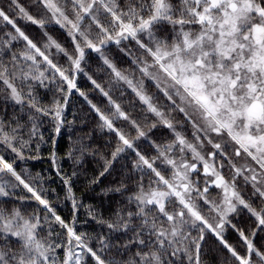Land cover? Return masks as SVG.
I'll return each mask as SVG.
<instances>
[{"label": "snow or ice", "instance_id": "snow-or-ice-1", "mask_svg": "<svg viewBox=\"0 0 264 264\" xmlns=\"http://www.w3.org/2000/svg\"><path fill=\"white\" fill-rule=\"evenodd\" d=\"M31 2L35 13L20 0H8V10L0 6V24L13 30L4 34L7 39L0 37V55L13 42H23V50L12 52L7 63L0 59V105L19 106L11 119L0 116L5 152L23 160L25 150L34 145L38 153L45 143L41 118L51 117L54 133H61L73 90L87 100L76 77L84 73L88 51L99 55L110 72V84L125 85L140 106L139 118H133L113 99L111 89L88 76L109 106L106 112L89 100L90 110L98 127L117 141L103 171L89 183L110 174L120 154L135 150L134 142L148 131L164 128L172 139L153 142L155 155L135 152L133 168L143 174L109 219L97 220L89 209L92 219L108 230L91 238L95 247L86 242L87 233L76 231L75 213L82 205L71 176L56 168L73 209L66 221L45 190L18 172L15 160L0 155V198H11L22 188L27 195L16 199L34 201L40 209L25 214L0 200V264H202L209 236L228 253L219 264H264V241L259 246L254 242L264 232V0ZM18 20L25 28L35 26L40 35L30 37ZM54 26L63 32L64 43L49 33ZM110 45L128 57L129 68H118L105 54ZM54 56H63L68 66L61 67ZM57 77L63 103L42 105L37 88ZM117 121L126 122L136 135L129 138ZM178 126L190 128L191 138ZM52 144L49 159L56 167L55 140ZM207 146L210 151H205ZM87 151L82 145V154ZM33 179L43 177L38 173ZM213 187L220 191L218 202L209 199ZM129 188L121 182L109 190L123 196ZM244 213L254 223L249 234L233 223L234 215ZM228 229L237 233L236 245L226 239ZM57 250L63 252L62 259Z\"/></svg>", "mask_w": 264, "mask_h": 264}, {"label": "trees", "instance_id": "trees-1", "mask_svg": "<svg viewBox=\"0 0 264 264\" xmlns=\"http://www.w3.org/2000/svg\"><path fill=\"white\" fill-rule=\"evenodd\" d=\"M20 2L28 8L29 11L35 13V8L32 5L31 0H20ZM8 0H0V6L7 9ZM11 14V13H10ZM18 24L24 28L27 34L33 39H36L40 35V31L35 26L24 27V22L18 20ZM13 31L11 26L0 24V37L7 39L4 34ZM49 33L55 38L64 43L63 32L58 26L50 27ZM129 48H134L133 42H124ZM67 46V45H66ZM2 47V45H0ZM23 50V42H13V46L10 50L5 49V53L0 55L5 63L10 60L12 52H19ZM105 54L112 59L118 68H129V59L123 56L122 53L114 45H110L105 49ZM55 62L61 67H67V60L63 56H54ZM84 73L77 74V86L83 91L87 100L80 96L78 92L73 90L68 98V104L64 111V126L61 129V133L56 135L54 133V122L51 117L41 118L42 123L39 124V132L43 134L45 143L41 144L40 150L37 153L35 146L31 150H25L26 159L20 160L15 158V155L10 152H5L3 146H0V155H5V158L12 162L15 160V167L18 172L25 176L29 182L33 183V186L43 188L45 190L46 198L53 204L57 213L62 216L66 221H70L73 215V209L71 201L67 200L66 188L63 185L60 176L57 175L56 168L61 170V175L72 177L73 191L76 194V198L81 207L75 213L76 215V231L78 233H87V243L92 246H96L95 241L91 238L97 234L106 235L108 230L106 227L97 224L96 220H93L89 215V209L96 214L97 220L103 217L109 219L112 216L114 210L119 208L122 203L127 199V196L131 192V185L135 180L143 173L133 168V163L137 159L135 152L139 151L146 156L155 155V148L153 142L161 143L165 140L172 139L169 130L164 128H156L148 131L147 136L140 138L134 142V148L127 149L121 153L117 160L114 162L113 168L110 170V174H106L100 178V182L97 184H90L89 181L98 176L103 171L105 159L111 158V152L115 149L117 141L113 134L107 130H101L98 127V120L94 112L90 110L88 101L96 104L104 111H108V104L106 98H104L98 90H95L91 81L88 80V76H92L98 83H101L106 90L111 89L110 94L113 99L120 103L126 111L133 115V118H139L140 106L134 98V94L130 89L123 84L115 85L110 84V72L103 65L99 55L94 52L88 51L86 53V60L82 65ZM146 86L150 92L155 93V88L151 86L150 82L145 81ZM61 82L59 78L55 82H47V87H38L37 94L42 105H48L53 101H60L63 103V94L59 91ZM19 111V106L15 108L9 103L7 106L0 105V116H4L7 119ZM182 119V117H177ZM148 123H151L149 118ZM117 127L125 131L129 138L134 137L136 132L126 122L117 121ZM178 131L184 132L190 136V128L177 127ZM26 138V137H25ZM55 140V152L57 155L56 167L52 165L49 159V154L53 150L52 141ZM82 145L87 146L88 151L82 154ZM210 146H207L205 151H209ZM211 149V148H210ZM71 153V155H69ZM39 156L38 159L31 157ZM40 174L43 180H34L33 178ZM75 173V175H73ZM227 175V172H225ZM165 175L169 173L165 172ZM131 177V180H129ZM5 180L11 179L8 176L4 177ZM121 182L129 184V192L124 193L123 196L120 193L110 191L120 186ZM203 186V179L200 181ZM54 190V191H53ZM27 193L21 189L14 190V196L11 198H0L5 201L6 207H19L25 214L33 211H40L36 202L31 200H17L16 197L26 196ZM220 191L218 189H209V199L219 201ZM206 211V209H205ZM43 215V213H40ZM233 223H237L238 227H244L246 234H249L254 227L253 220L247 216L246 213L233 216ZM59 232L61 229L56 227ZM226 239L233 245L237 244V233L228 229L225 234ZM264 241V232L258 233L254 238V242L259 246ZM59 242V241H58ZM240 251V248L237 249ZM59 257L63 258V252L57 250ZM228 253L220 247L217 242L209 236L207 243L203 246L201 255L202 264H219L222 257H227ZM91 264V261H89ZM227 264V261H225Z\"/></svg>", "mask_w": 264, "mask_h": 264}, {"label": "rangeland", "instance_id": "rangeland-1", "mask_svg": "<svg viewBox=\"0 0 264 264\" xmlns=\"http://www.w3.org/2000/svg\"><path fill=\"white\" fill-rule=\"evenodd\" d=\"M127 42H129V41H127ZM211 149L209 148V151H210ZM238 163H243L244 161H243V159H241V160H239V161H237Z\"/></svg>", "mask_w": 264, "mask_h": 264}]
</instances>
